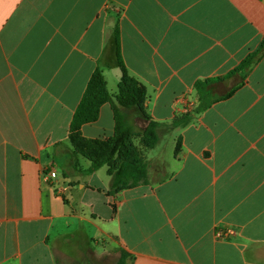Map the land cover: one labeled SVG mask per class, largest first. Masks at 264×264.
I'll return each instance as SVG.
<instances>
[{"label": "crops", "instance_id": "0c3cea01", "mask_svg": "<svg viewBox=\"0 0 264 264\" xmlns=\"http://www.w3.org/2000/svg\"><path fill=\"white\" fill-rule=\"evenodd\" d=\"M117 29L156 122L196 106L197 82L223 80L170 136L164 178L150 168L149 184L112 194L108 168L86 173L69 135L96 69L119 93ZM263 40L264 0H0V264H264V56L226 79ZM115 126L108 103L82 132Z\"/></svg>", "mask_w": 264, "mask_h": 264}, {"label": "trees", "instance_id": "16d2710c", "mask_svg": "<svg viewBox=\"0 0 264 264\" xmlns=\"http://www.w3.org/2000/svg\"><path fill=\"white\" fill-rule=\"evenodd\" d=\"M117 58L122 70V78L119 83V93L113 95L105 76L100 69L93 73L83 98L74 114L70 126V144L74 153L90 162V168L86 173H93L103 167L108 168V175L112 177V194L134 188L141 184H149V168L145 155L147 150H152L160 141L158 128L162 123L154 121L146 111L148 99L147 88L139 80L131 75L126 67L122 53L120 36L116 30ZM264 56V40L258 50L251 53L226 79L234 74L243 72L246 78L251 69ZM222 81L223 79H218ZM216 79H207L196 83L198 103L193 108H185L180 116H176L170 124L173 128H185L195 115L205 112L211 105L219 100L214 95L212 88ZM234 90L223 95L229 98ZM221 99V97H220ZM111 104L115 116V132L108 139H92L83 135L82 127L98 121L101 108L105 104ZM136 109L139 112L138 121L148 122L142 132H137L125 118L126 112ZM140 141L139 145L136 141ZM181 139H178L176 152L180 151ZM78 164L75 165L77 167ZM119 264H124L122 259Z\"/></svg>", "mask_w": 264, "mask_h": 264}, {"label": "rangeland", "instance_id": "374dc122", "mask_svg": "<svg viewBox=\"0 0 264 264\" xmlns=\"http://www.w3.org/2000/svg\"><path fill=\"white\" fill-rule=\"evenodd\" d=\"M133 114L130 113V112H126V115H125V118L128 120V122L131 124V126L137 131V132H142L148 125V122H144L142 123V121H135L136 122H132L133 121ZM180 130L181 128H173L172 125L170 123H162L161 126L158 128V134L160 135V141L158 142V144L156 145V147L154 149H156V153H157V157H154V156H151L148 152L149 150H147L145 152V155H146V158L148 157H154L151 161L149 162L148 160V168H152L153 169V173H154V176H153V180L156 181V180H161L162 178H164V174H161V173H157L155 175V169L160 166L161 168L163 167V163L161 162L160 160V157L161 155L163 156L164 153L167 152V148L169 147V142H170V136L173 135V132L175 134L178 135V133H180ZM137 144L139 145V142L140 141H136ZM178 143V141H177ZM177 147V146H176ZM79 157V156H77ZM80 158V157H79ZM78 158V159H79ZM78 164L77 167H75V165ZM74 165V163L71 165V167H74V169L80 171V162H76ZM148 169V170H149ZM148 182L150 183V176L148 177Z\"/></svg>", "mask_w": 264, "mask_h": 264}, {"label": "built area", "instance_id": "2783aa9c", "mask_svg": "<svg viewBox=\"0 0 264 264\" xmlns=\"http://www.w3.org/2000/svg\"><path fill=\"white\" fill-rule=\"evenodd\" d=\"M45 177L51 187L57 192L58 195L62 196L61 189L58 188V178L59 174L55 169H49L45 171ZM218 234L223 237V236H230L233 234L231 230H225V231H219Z\"/></svg>", "mask_w": 264, "mask_h": 264}]
</instances>
